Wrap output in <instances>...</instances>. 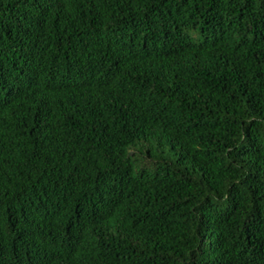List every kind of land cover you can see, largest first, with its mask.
I'll use <instances>...</instances> for the list:
<instances>
[{"label":"trees","instance_id":"1","mask_svg":"<svg viewBox=\"0 0 264 264\" xmlns=\"http://www.w3.org/2000/svg\"><path fill=\"white\" fill-rule=\"evenodd\" d=\"M0 264H264V0H0Z\"/></svg>","mask_w":264,"mask_h":264}]
</instances>
